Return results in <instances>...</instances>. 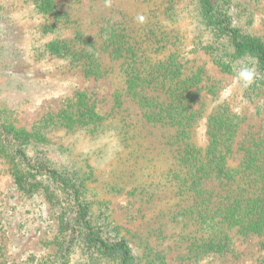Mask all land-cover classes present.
Returning a JSON list of instances; mask_svg holds the SVG:
<instances>
[{
  "label": "rangeland",
  "instance_id": "rangeland-1",
  "mask_svg": "<svg viewBox=\"0 0 264 264\" xmlns=\"http://www.w3.org/2000/svg\"><path fill=\"white\" fill-rule=\"evenodd\" d=\"M38 1L0 0V125L10 122L31 135L26 146L31 166L82 183L81 198L89 203L97 234L107 242L128 241L141 264H260L264 235H245L225 212H217L224 192L237 182L205 180L215 200L204 201L185 192L183 176L166 174L175 160L160 140L173 130L144 122L142 106L125 96V58L115 56L119 47L128 48L120 28L114 30L116 21H127L135 32L138 24V40L144 41L136 48L140 63L150 58L148 67L156 64L164 72L166 63L176 62L185 68L180 79L188 76L192 91L200 88L192 105L198 147L209 146L215 127L228 128L219 119L210 126L212 117H236L226 165L238 168L250 150L264 148V89L254 80L241 86L234 69L254 65L248 59L227 65L226 46L199 15L201 0H55L61 14L96 36L98 48L105 43L102 75L86 71L81 57L71 60L50 47L57 40L74 41L75 30L44 13ZM216 1L232 27L264 42V0ZM104 25L105 33L98 34ZM76 48H82L78 42ZM67 109L73 114L60 113ZM121 118L134 124L128 143ZM257 140L262 145L255 147ZM23 174L14 159L0 153V264H120L102 248L87 247L82 228L73 240L71 192L44 172L36 180ZM213 238L222 239L225 248L189 254Z\"/></svg>",
  "mask_w": 264,
  "mask_h": 264
},
{
  "label": "trees",
  "instance_id": "trees-1",
  "mask_svg": "<svg viewBox=\"0 0 264 264\" xmlns=\"http://www.w3.org/2000/svg\"><path fill=\"white\" fill-rule=\"evenodd\" d=\"M38 5L44 13L55 18L56 22L72 25L75 30L74 41L57 40L51 43L50 47H54V51L59 55L68 59L72 58L71 60L81 57V60H85L86 71L91 74L102 75L103 71L99 56L105 50V43L104 48H98L95 41L96 36L80 29L77 25L78 22H74L72 16L67 14V12L61 14V8H59L60 6L55 0H39ZM224 13L226 11L221 7V4H218V1H200L199 15L201 19L211 28L218 41L220 40L227 48L226 59L231 61L227 65L232 68L231 64L234 61L251 60L255 68L254 81L260 89H264V42L260 38L243 35L239 29L232 27L231 19ZM66 19L67 23L65 22ZM126 22L116 21L115 25L117 28L114 29L117 31L120 28V33L117 32L118 36H122L128 46L126 48L127 51L125 48L119 47L117 49L118 53H115L117 58H125V63L122 65V72L126 80L125 96L130 97L134 102L142 106L144 122L168 126L169 129L173 130V132H168L160 140L161 145L168 147L169 151L173 152L172 159L175 160L172 170L167 171L166 174L173 172L172 176L174 177L183 176L185 192L195 194L200 198L199 200L204 201L206 200L205 197L215 200L211 197L214 192L207 190L204 186L205 180L216 179L221 182H237L236 189H230L231 187H229L228 191L224 192L226 194L225 203L220 202L217 212L220 210L225 212L222 215L233 219L241 233L263 236L264 148H259L257 151L250 150L248 160L241 165L243 168L241 166L232 168L226 165V159L232 145L231 142L235 139L238 128V122L233 114L230 117L228 116L226 120L217 118L218 114L212 117L213 120H211L210 126L216 125V121L219 119V126L227 125L228 128L223 132L222 128L218 129L215 127L213 131L209 132L211 135L209 146L205 149L198 147L194 141V131L192 129V126L197 122V114L193 110L192 105L196 101L197 95L200 94V88L192 91L194 86L188 84V76L183 80L180 79L185 68L176 62L170 61L166 63L167 67L164 72L157 71L155 69L156 64L148 67L151 59L144 55L142 57L145 58L140 63L136 48L144 41L138 40L139 26L137 24V31L135 32V29L132 26H128ZM122 26L125 34L121 30ZM103 32L105 33V25L98 34ZM77 42L82 47L79 50L76 48ZM87 45L90 46V49L86 48ZM124 52L125 54H123ZM126 64L127 68L124 69ZM141 64L144 67H141ZM158 92L165 97V100H159ZM122 105V102L117 103L119 108ZM223 112L231 114L227 109H224ZM60 113L73 114L69 109ZM125 119L123 118L122 120L121 118L120 122L126 124L123 141L128 143L131 138L130 127L134 124ZM136 136V133H134L133 138H136ZM30 139V134H27L24 129L15 128L10 122L0 125V153H4L7 157L10 156V158L15 160L24 173V178L36 180L38 175L44 172L45 175L55 180L61 188L72 193L76 208L70 221L73 223L71 228L72 236H74L73 240H78L76 229L82 228L85 233L84 242L87 247L96 246L102 248L108 256L116 258L120 264H141V259L134 253L128 241L107 242L97 234L91 224V218H89L92 216V214L90 215L89 203L83 202L81 198V194H83L82 183L70 180L63 174L46 166H31L30 158L26 152V146L29 144ZM40 139H42V136H40ZM258 144L259 141L257 140L253 143V146L262 145ZM256 153L259 156H256ZM253 175H255V179H252ZM196 247L195 251L193 248L189 249V254L195 255L208 251H220L225 248V245L222 239L213 238ZM260 264H264V260Z\"/></svg>",
  "mask_w": 264,
  "mask_h": 264
},
{
  "label": "clouds",
  "instance_id": "clouds-1",
  "mask_svg": "<svg viewBox=\"0 0 264 264\" xmlns=\"http://www.w3.org/2000/svg\"><path fill=\"white\" fill-rule=\"evenodd\" d=\"M138 19L143 22L144 17L139 16ZM236 71V78L240 82L243 88L249 87L254 80L255 68L248 65H241L239 68L234 69Z\"/></svg>",
  "mask_w": 264,
  "mask_h": 264
}]
</instances>
